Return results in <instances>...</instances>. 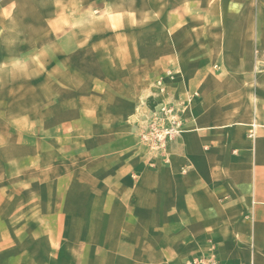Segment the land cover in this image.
I'll use <instances>...</instances> for the list:
<instances>
[{"label":"crops","instance_id":"0c3cea01","mask_svg":"<svg viewBox=\"0 0 264 264\" xmlns=\"http://www.w3.org/2000/svg\"><path fill=\"white\" fill-rule=\"evenodd\" d=\"M147 5L195 93L182 133L155 157L132 94L91 90L80 62L49 68L44 116L13 133L33 149L0 158V264H264V0Z\"/></svg>","mask_w":264,"mask_h":264},{"label":"rangeland","instance_id":"374dc122","mask_svg":"<svg viewBox=\"0 0 264 264\" xmlns=\"http://www.w3.org/2000/svg\"><path fill=\"white\" fill-rule=\"evenodd\" d=\"M152 1L156 7L169 2ZM147 6V0H10V7L0 8V158L9 152L6 158L12 160L17 148L33 149L32 140L13 133H32L44 116L35 100L49 99L56 79L45 71L80 62L91 90L136 98L139 143L166 159L165 149L182 133L195 93L179 69L170 29L162 30L161 13ZM152 21L154 27H148ZM147 31L154 39L153 59L146 58ZM71 37L80 41L84 60L64 54ZM171 129L180 133L165 137ZM210 255L221 264L214 252L199 258Z\"/></svg>","mask_w":264,"mask_h":264},{"label":"built area","instance_id":"2783aa9c","mask_svg":"<svg viewBox=\"0 0 264 264\" xmlns=\"http://www.w3.org/2000/svg\"><path fill=\"white\" fill-rule=\"evenodd\" d=\"M180 131H174V130H170L165 134V137L167 136L168 138L172 137L173 134H179ZM164 137H162L163 139ZM188 264H220L218 263V261H216V259L214 258V255H210L209 257H205V258H196L192 261H190Z\"/></svg>","mask_w":264,"mask_h":264}]
</instances>
